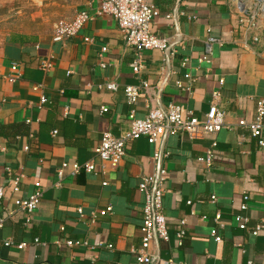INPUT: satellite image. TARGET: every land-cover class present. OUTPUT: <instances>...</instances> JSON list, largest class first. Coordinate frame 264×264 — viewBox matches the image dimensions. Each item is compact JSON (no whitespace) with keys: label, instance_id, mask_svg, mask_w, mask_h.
Segmentation results:
<instances>
[{"label":"crops","instance_id":"0c3cea01","mask_svg":"<svg viewBox=\"0 0 264 264\" xmlns=\"http://www.w3.org/2000/svg\"><path fill=\"white\" fill-rule=\"evenodd\" d=\"M14 1L0 3V187L7 196L0 199V214L7 217L0 230V264H138L134 251L141 246L144 206L138 186L156 172L158 148L145 138L135 140L113 168L95 153L101 136L130 131L132 111L144 119L152 109L177 104L184 117L191 113L204 119L214 102L225 112L220 132L198 138L181 133L165 142L170 156L164 160L163 205L170 237L153 245L160 255L154 264H264V147L239 126L240 120L255 119L257 102L264 100V28H251L235 0H149L160 12L153 31L176 54L164 62L160 51H145L144 69L135 75L134 51L117 22L94 16L102 0H19L21 10L7 15ZM28 6L35 10L30 15ZM82 11L93 19L80 34L54 42L56 25ZM209 35L218 43L211 63H202ZM183 58H189L186 68L181 67ZM43 61L53 63L50 72L41 69ZM185 73L196 80L190 91L177 85H189ZM144 81L150 88L141 89L137 102L130 104L124 89L141 87ZM109 83L118 90H108ZM37 85L43 88L35 90ZM216 90L221 97L214 101ZM208 151L213 153L210 162ZM65 162H92L96 169L75 177L67 172L57 186ZM20 175L22 197L42 192L30 225L10 193L13 178ZM247 196L249 209L241 211ZM109 207L112 212L101 216ZM236 215L248 219L245 230L236 225ZM213 230L221 243L211 236ZM6 241L12 245L4 246ZM21 243L27 247L18 249Z\"/></svg>","mask_w":264,"mask_h":264},{"label":"built area","instance_id":"2783aa9c","mask_svg":"<svg viewBox=\"0 0 264 264\" xmlns=\"http://www.w3.org/2000/svg\"><path fill=\"white\" fill-rule=\"evenodd\" d=\"M235 4L248 17L251 28L260 30L264 28V0H235ZM160 12L156 6L149 0H102L95 11V17L109 16L113 18L119 27L127 45L133 49L134 58L131 63L132 72L135 75H140L144 69L143 53L149 50H158L163 56L164 62L169 61L176 54L175 47L168 42L164 37L156 35L153 31L154 21L159 17ZM170 18V16L168 17ZM93 19V16L88 11H82L72 21H60L54 30L53 41L62 43L68 39H72L80 34L86 24ZM193 20L196 17H192ZM257 41V38L254 37ZM90 38H85V42H91ZM218 43V39L209 35L204 44V51L201 55L200 62L211 63L213 56V46ZM103 54L107 52V48L102 49ZM189 63V58H183L181 67L186 68ZM17 65L12 67L13 71L17 70ZM53 68L51 61H43L41 69L44 72H50ZM184 78L188 80L189 85L183 86L178 82L180 89L190 91L193 83L196 82L189 73L184 74ZM9 82H16L14 77L8 78ZM224 80H220L222 86ZM108 90L117 91L118 86L115 83H109L105 86ZM42 85L35 86V90L42 89ZM150 85L147 81L142 82L141 87L127 86L124 89L125 96L130 104H135L140 96L141 89L148 90ZM221 97V90L213 92V100L216 101ZM41 102H47L45 96L41 97ZM102 112H107V108H102ZM128 119L130 120V131L116 136L111 132H104L101 136L100 143L95 149V153L101 160L102 164H109L113 168L118 167L127 156L128 148L131 142L140 138H145L147 142L158 148L153 159L156 161V172L150 177H143L138 189L144 195L143 206V223L141 226V246L134 251L138 264H154L160 260L158 252L152 251L153 245L158 241L169 240V224L164 214V195L167 184V169L164 166V160L169 158L170 153L165 152L164 145L169 136L176 134H187L190 138H198L201 136L215 135L225 127L224 119L225 112L221 110L216 102L212 103L209 111L204 119H199L191 113L184 117L181 107L177 104H169L166 110L152 109L144 119H137L132 111ZM239 126L246 128L251 136L258 140L260 147H264V100L257 102L255 119L252 121L240 120ZM57 132H54L56 134ZM216 144H213L215 147ZM29 148L27 147L26 150ZM213 157L212 151H208L207 162H210ZM104 167V166H103ZM95 165L92 162L84 164L79 163H63L57 172L60 186L65 173L70 176H77L81 172L94 173ZM24 176L20 175L12 180L10 188L13 197V204L17 210L26 214V225H30L34 213L38 210L42 202V192L37 190L27 197H22L21 182ZM107 182L103 183L106 186ZM41 187L36 184V189ZM6 192L4 187H0V199H5ZM215 200V197H212ZM244 203L240 206L241 211L249 209V197L244 198ZM191 205V202H189ZM82 213L81 210H79ZM112 212V208H106L100 211L101 216H105ZM10 213L9 215H11ZM220 217L217 219L219 221ZM7 220L6 215L0 214V230L5 226ZM234 221L239 229L247 228L248 219L241 215H236ZM184 222H180V226H184ZM183 229V228H182ZM260 226L253 232L258 235ZM185 232L180 230L177 234L178 239H182ZM211 236L217 243H221L222 239L217 235V231L213 230ZM36 244H39V239H35ZM69 246L80 245V242L68 241ZM12 245L11 241H6L4 246ZM100 245V244H99ZM27 247V244L21 243L17 248L22 250ZM112 248V246H108ZM166 264H180L174 260H169ZM246 264H256L252 260H248Z\"/></svg>","mask_w":264,"mask_h":264},{"label":"rangeland","instance_id":"374dc122","mask_svg":"<svg viewBox=\"0 0 264 264\" xmlns=\"http://www.w3.org/2000/svg\"><path fill=\"white\" fill-rule=\"evenodd\" d=\"M4 0H0V3H2ZM14 2H16L17 4L14 6L12 5L13 3H11L10 5H12L11 8H9V10L6 12L7 15H14L15 13L19 12L21 10V5L23 4V2L19 1V0H15ZM26 13L28 15L32 14L35 10L31 7L28 6V8L25 10ZM0 14H2L0 12ZM3 15V14H2Z\"/></svg>","mask_w":264,"mask_h":264}]
</instances>
